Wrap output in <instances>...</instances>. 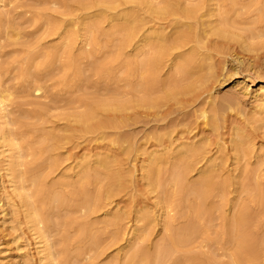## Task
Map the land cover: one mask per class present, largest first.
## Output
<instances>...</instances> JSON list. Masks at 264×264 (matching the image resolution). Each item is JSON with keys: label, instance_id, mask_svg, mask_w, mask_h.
<instances>
[{"label": "rangeland", "instance_id": "1", "mask_svg": "<svg viewBox=\"0 0 264 264\" xmlns=\"http://www.w3.org/2000/svg\"><path fill=\"white\" fill-rule=\"evenodd\" d=\"M84 1L86 8L76 0H0V264H45L37 254L45 242L50 264H264V158L235 155L223 136L211 143L218 169L207 182L198 171L175 173L170 152L168 166L161 164L147 180L159 149L155 136L173 128L176 133L182 120L210 101L203 95L191 104L169 99L139 107V65L150 49L130 58L120 44L122 27L111 18L128 1ZM108 1L115 2L113 9L103 6ZM181 2H208L214 15L226 12L230 30L264 32V0ZM234 46L244 57L256 56L264 71V47L253 53ZM245 70L240 67L241 77ZM176 74L165 68L159 82ZM241 81L220 78L212 100L257 119L248 131L259 154L264 123L253 96L260 84L244 90ZM161 91L155 83L152 96ZM130 99L134 106L122 107ZM95 102L117 110L93 107L94 119L77 123L76 116ZM129 139L141 154L126 151ZM217 144L221 150L215 152ZM99 160L108 161L107 169L99 168ZM11 161L18 175L13 182L5 171ZM19 186L32 213L13 194ZM96 199L100 206L92 209ZM240 208L249 213L252 254L237 253L232 215ZM136 227H143L139 237Z\"/></svg>", "mask_w": 264, "mask_h": 264}, {"label": "bare ground", "instance_id": "2", "mask_svg": "<svg viewBox=\"0 0 264 264\" xmlns=\"http://www.w3.org/2000/svg\"><path fill=\"white\" fill-rule=\"evenodd\" d=\"M126 1H128L129 7L120 11L119 14L111 16L113 24L121 26L123 30L120 44L130 49V58L137 50H143L145 47L150 49L139 65L141 79L137 84V90L141 97L137 102L138 106L155 108L169 99L178 101V103L191 104L194 103L193 98L197 99L203 95L210 101L207 104L208 108H203L204 104L202 103V108L195 109L189 118L182 120L180 130L176 133L173 128L155 136V142L159 149L149 151V155H153L155 151L158 154L153 160L156 165L148 171L149 166L146 169L147 180L157 170H160L161 164L168 166L165 156H168L170 152L174 153L171 158L177 164L173 165L176 166L175 173L198 171L204 175L202 178L207 182L218 169V164L215 163L211 154V143L213 140L222 139L223 136H227L229 139L231 151L235 155L253 154L257 159L264 158V150L259 154L254 153L253 149L256 143L248 131V128L250 129L257 119L244 115L229 102L217 105L212 100V89L215 83L220 82V78L223 81H226L227 77L241 79V84L245 85L244 90L257 81L260 87L254 92L253 97L256 102L255 106L260 110L259 115H262L260 123H264V71L262 66L257 63L256 56L244 57L238 54L234 46L239 44L245 51L255 53L264 47V42L260 40L264 32L250 28L230 30L227 26L226 12L214 15L211 7H208V2L186 6L181 0ZM76 3L78 6L80 5V8L87 7L84 0H76ZM114 4L115 2L108 1L103 6L113 9ZM206 18L207 21H205ZM213 18L216 19L213 20ZM231 53L236 54V57H233ZM228 58H230V62ZM129 62L131 67L133 60L130 59ZM233 62L235 65H229ZM240 67L246 69L245 75L242 77L240 74H243V70L240 71ZM165 68L168 70L174 68L177 74L175 77L159 82L160 74ZM155 83L160 84L162 91L158 95L152 96V87ZM243 93L248 94V91H243ZM143 95H146L147 98H143ZM188 95L189 99H179V97ZM134 104L135 101L130 99L128 104H124L126 106L122 107L132 108ZM93 107L102 110H117L110 106L104 109L105 105L95 102L87 106L82 114L76 116V122L84 125L89 119H94L96 110H93ZM4 136L5 134H3ZM50 139L58 141L55 135H50ZM129 141L131 143L126 151H130V154H138L141 151V146L136 147L132 139ZM154 145L152 144V147ZM220 150L221 147L217 144L215 152ZM141 153L142 151L139 154ZM7 158L14 157L11 155ZM97 165L104 170L107 169L109 163L99 160ZM133 166L135 167V165ZM5 171L6 176L10 177L9 182L18 178L14 162H9ZM77 176L81 181L82 173ZM177 179L176 175L174 180L177 181ZM21 189L20 186L19 188L14 187L13 194L19 197L23 207H27L28 213H32L27 196L18 194ZM95 201L97 204L92 205V209L100 206L99 200H94V203ZM147 216L146 213L144 217ZM232 218L234 227L239 229L234 236L236 244L240 245L237 250L238 255L254 253L256 246L252 242L253 235L247 228L249 213L244 208H240L234 212ZM114 220L118 222L120 219L114 216ZM142 229L143 227H136L134 237H139ZM35 231L38 234L39 230L35 229ZM185 232L186 230L182 233ZM113 238H117V235H114ZM37 254L40 262L44 261L45 264H50L51 254L46 242L42 245L41 250L37 251Z\"/></svg>", "mask_w": 264, "mask_h": 264}]
</instances>
